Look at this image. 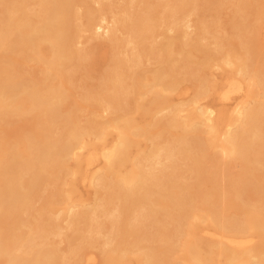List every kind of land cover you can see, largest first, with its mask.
Segmentation results:
<instances>
[{
	"label": "bare ground",
	"instance_id": "obj_1",
	"mask_svg": "<svg viewBox=\"0 0 264 264\" xmlns=\"http://www.w3.org/2000/svg\"><path fill=\"white\" fill-rule=\"evenodd\" d=\"M261 40L264 0H0V264H264Z\"/></svg>",
	"mask_w": 264,
	"mask_h": 264
},
{
	"label": "rangeland",
	"instance_id": "obj_2",
	"mask_svg": "<svg viewBox=\"0 0 264 264\" xmlns=\"http://www.w3.org/2000/svg\"><path fill=\"white\" fill-rule=\"evenodd\" d=\"M227 7V8H226ZM230 8V9H229ZM225 10V11H224ZM223 11H224V13H221V17L223 16H225L223 19L221 18V22H223V20H224V23H221L222 25H223V27H222V25H220V27H218V29H220V30H222L223 28H227L228 27V25L225 23L226 22V20H227V18H229V16H231L232 14H233V9H232V7H230V4L229 5H227V2H226V4L223 6ZM222 11V12H223ZM200 12H202V11H200ZM223 14V15H222ZM230 14V15H229ZM256 16V15H255ZM255 16H254V14H250V15H248V18H249V21H254V18H255ZM193 17L194 18H196V15H193ZM227 17V18H226ZM226 19V20H225ZM224 24L226 25V26H224ZM217 29V28H216ZM89 34L90 33H87L86 35V37L87 38H84V40L83 41H86V40H88L89 39V37L91 36V34H90V36H89ZM91 40H88V42H87V45H85L86 44V42L84 43V44H82V45H84V46H86V47H88L89 48V46H90V49L89 50H94V47L93 46H96L95 47V49H97V51L95 50L94 52H95V54H96V56H97V54H98V59L100 58L99 56H101L102 58L100 59V63L99 64H97V63H95V64H97L96 66L94 65V63H93V65L92 66H94V67H92L93 68V71H91V73H90V76H96L95 78L93 77H91V78H89V82L92 84H94L95 82L97 83L98 82V80L96 81V79H97V77H98V74H99V72H100V70L102 71V69L101 68H103V67H105L104 65L106 64V60H105V58H106V55H105V57H103L102 55H100V54H103L104 53V51H103V47H104V45H103V43H101V39L102 38H99L101 41H99V39L98 38H95V40L97 41V43H96V41L93 39V38H90ZM262 41V43L261 44H263L264 45V40H261ZM91 42H93V43H91ZM99 43H100V45H99ZM102 45V47H98V46H101ZM105 48V47H104ZM103 51V52H102ZM152 61H154V60H151L150 62H152ZM96 62H99V60H97ZM105 62V63H104ZM150 62H148L147 63V66L148 67H150L149 69H154L155 67H156V62H152L151 64H150ZM32 65H34L33 63H31ZM149 64H150V66H149ZM147 67V68H148ZM91 68V67H90ZM91 68V69H92ZM95 69H97V70H95ZM104 69V68H103ZM146 69V68H145ZM211 69V70H210ZM209 69V71H208V75L210 74V73H212L211 74V78L210 79H213L212 77H214L215 75V77H219L220 76V74H222V70L219 68V72L218 71H215L216 69L218 70V68H210ZM81 70H79L78 72H76V73H78L77 75H75L74 77L75 78H77L78 77V75L81 77L82 75H83V73H81V72H84V71H81ZM97 72V73H96ZM75 73V74H76ZM79 73H81V74H79ZM93 73V74H92ZM96 73V74H95ZM216 73V74H215ZM218 74H219V76H218ZM89 76V77H90ZM73 77V78H74ZM79 78V77H78ZM87 79V78H86ZM215 79V78H214ZM75 80V82L77 81V79H74ZM91 80V81H90ZM88 82V81H87ZM79 85H81V83L79 84V83H75V85L73 84V87H75V88H78L77 86H79ZM80 87V86H79ZM71 89H74V88H71ZM81 90H82V87L80 88ZM79 88H78V92L75 90V93L78 95V93L81 91ZM72 91V90H71ZM73 93V92H72ZM74 93V95H73V97L75 96L76 97V94ZM132 94V93H131ZM130 94V95H131ZM175 94V95H174ZM130 95H129V97H130ZM136 94L135 93H133L132 95H131V97H130V99L132 100V99H138L137 97H138V95L136 96ZM174 96H176V97H174ZM133 97V98H132ZM174 97V99H176V100H178V95L176 94V93H173L172 94V98ZM133 102V101H132ZM135 102V101H134ZM204 102V104H206V103H208V104H211V105H213V106H219V108H220V106L221 105H219V102H220V99H219V97H218V95L215 93V92H212L211 93V95H209L208 97H206L205 99H203V101H202V103ZM228 106H231V105H228ZM216 107V108H217ZM226 108H228V107H226ZM224 112H226V111H224ZM22 124L24 123V122H21ZM19 125V122L18 121H16V118H13L12 120H11V123L10 124H8L7 126H5V128H6V131L9 133L8 135L10 136V138L11 139H14V138H12V136H14L16 133V128H18L17 126ZM204 127V129L206 128L205 126H203ZM3 129H4V126H3ZM5 130V129H4ZM6 131H5V133H6ZM10 131V132H9ZM15 131V132H14ZM205 134V133H204ZM206 135V134H205ZM238 165H236L235 167H234V169L235 170H237L239 167H237ZM62 185V184H61ZM65 185V184H64ZM63 186V185H62ZM66 186H67V184L65 185V186H63L62 188H66ZM77 188H79V189H77V193L79 194H81V192L83 193V194H81V195H83L82 197L84 198V197H86V201H87V199H88V201H90V200H92L93 199V193H94V190H95V188L93 187V185H88V186H82V185H78L77 186ZM60 241V240H59ZM61 244H62V246H61ZM61 244L60 245H58V246H60L61 248L63 247V248H65L64 246H66V244L65 243H63V242H61ZM93 248H95V247H93ZM92 249V248H91ZM98 248L96 247V250H97ZM92 250H94V249H92ZM95 250V251H96ZM97 252H98V250H97Z\"/></svg>",
	"mask_w": 264,
	"mask_h": 264
}]
</instances>
